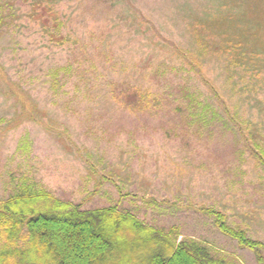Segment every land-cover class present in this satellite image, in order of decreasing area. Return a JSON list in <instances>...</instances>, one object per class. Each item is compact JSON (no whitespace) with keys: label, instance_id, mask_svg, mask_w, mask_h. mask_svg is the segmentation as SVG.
<instances>
[{"label":"rangeland","instance_id":"rangeland-1","mask_svg":"<svg viewBox=\"0 0 264 264\" xmlns=\"http://www.w3.org/2000/svg\"><path fill=\"white\" fill-rule=\"evenodd\" d=\"M31 1L0 0V203L45 190L176 228L224 264H259L206 213L264 240V71L228 81L208 58L219 0H51L44 26L60 24L63 44Z\"/></svg>","mask_w":264,"mask_h":264},{"label":"trees","instance_id":"trees-1","mask_svg":"<svg viewBox=\"0 0 264 264\" xmlns=\"http://www.w3.org/2000/svg\"><path fill=\"white\" fill-rule=\"evenodd\" d=\"M229 3L219 0L217 16H222L225 26L221 34L208 35L217 44L216 54L208 58L225 62L231 81L238 71L254 75L264 71V64L258 61L264 57V0ZM30 5L29 17L63 44L60 24L44 26L55 17L51 0H32ZM210 10H206V21L213 17ZM7 18L0 7V24L6 23ZM232 24L243 28H227ZM206 60L200 59V65ZM262 155L258 158L264 164ZM206 213L223 235L253 252L258 263L264 264V240H253L245 230L229 225L220 211L210 208ZM0 232L8 247L0 251V264H101L106 258L110 264H224L206 246L192 239L178 241L180 234L176 228L157 230L135 215L118 213L115 208L80 211L79 206L64 203L45 190L24 188L0 203ZM122 255L131 260H117Z\"/></svg>","mask_w":264,"mask_h":264}]
</instances>
